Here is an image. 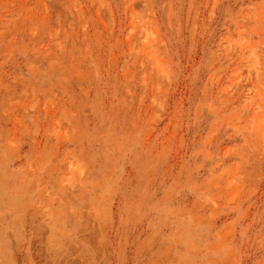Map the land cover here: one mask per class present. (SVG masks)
Wrapping results in <instances>:
<instances>
[{
    "label": "rangeland",
    "instance_id": "374dc122",
    "mask_svg": "<svg viewBox=\"0 0 264 264\" xmlns=\"http://www.w3.org/2000/svg\"><path fill=\"white\" fill-rule=\"evenodd\" d=\"M0 264H264V0H0Z\"/></svg>",
    "mask_w": 264,
    "mask_h": 264
}]
</instances>
